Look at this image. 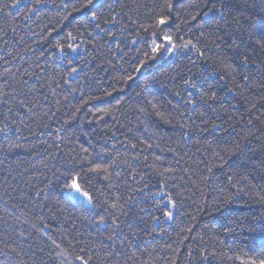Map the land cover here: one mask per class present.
<instances>
[{"label": "snow or ice", "instance_id": "snow-or-ice-1", "mask_svg": "<svg viewBox=\"0 0 264 264\" xmlns=\"http://www.w3.org/2000/svg\"><path fill=\"white\" fill-rule=\"evenodd\" d=\"M0 172L28 173L0 185V264H264V208L222 217L258 244L197 228L209 203L264 206V0H0Z\"/></svg>", "mask_w": 264, "mask_h": 264}, {"label": "trees", "instance_id": "trees-1", "mask_svg": "<svg viewBox=\"0 0 264 264\" xmlns=\"http://www.w3.org/2000/svg\"><path fill=\"white\" fill-rule=\"evenodd\" d=\"M80 15L81 14L79 13L74 14L75 19L70 17L68 21H65L64 22L65 29L71 28L73 24L75 23V20L79 19ZM17 24H19V20H17ZM33 27L35 28V25H33ZM36 30L39 31V29H36ZM26 31L27 30L24 28L17 27V33L19 35H25ZM11 35L12 34L9 33V37ZM25 39L28 40L29 43L31 42L29 37L26 35H25ZM31 58L34 59L35 58L34 55ZM167 71H169L168 65L163 64V65H153L152 67L149 68L148 72L145 73V76H148L149 79L151 78L153 74L156 75L157 81H154L150 84L149 86L150 91H152V93L155 95H160L162 99L164 98V96L167 95L166 89L162 86V84H167V79L165 76L161 75V73L167 72ZM142 83H143V77H139L136 82L131 83L127 89L129 94H131L133 90H138V85ZM119 95H120L119 93H116L114 94L113 97H109L101 101H96L94 103L100 107L108 106L109 101L114 102L116 97ZM106 120H108V123H111L110 119L106 118ZM239 128H240V125H237V131H239ZM85 130H87V128ZM241 135H243V133H241ZM235 138L239 139V137H235ZM32 139L36 143L37 150L42 151L43 148H42L41 141L37 140L35 137H33ZM229 139H232V137H229ZM241 144L245 151H248L249 149L259 148V144L254 137H249L248 140L246 141L242 140ZM30 147H31L30 144H25L23 148L17 150L19 154L18 157L16 153H14L10 157V159H12L14 162L17 159L22 161V163L20 164V170H23V168L28 167L29 164L36 163L38 159V157H35L34 152L31 156L28 154ZM193 151H195V149H193ZM239 161H240V156L239 154H237L236 156H233L231 158L229 163L235 166L236 164L239 163ZM217 175H220L219 171H217ZM27 177H28V173H25L24 178L18 177L16 180H12L11 177H8L7 173L0 172V185H3V181L5 180V178H7V180L11 184L20 183L21 186H23V181L24 179H27ZM221 180H223V176H221ZM9 191H11V189H9ZM205 194L209 202H211L212 197L215 195V192H213L212 188L209 187L208 189H206ZM194 199L199 200V193H197V196L194 197ZM188 203L190 207H188L187 210L189 212H192L193 215H197L195 211L196 206L191 205L190 201ZM262 208H264V206L248 202L247 197L239 199L233 202L232 204L228 205L227 208H221L219 211H217L216 208L213 207L211 203H209V205L205 206L204 211L201 212L197 216V228H202L205 225L207 226L206 228H204V231L207 232V236L205 237L206 240L209 239V237L211 236L219 235L221 240L224 242V244H231L233 241H236L237 243H240L243 241V242H248L250 244H258L261 238L259 232H252V233H247V232L239 233L238 232L235 236L229 237L223 234V228L221 227V225L225 223V220L222 219V217H227V219L238 220L241 217L245 216L246 214H250L253 212L258 213L262 210ZM72 211L75 212V210H72ZM192 222L193 221H191L190 218L181 217L180 220L177 221V231L179 227H184L187 224H190ZM175 235H176V231H173L170 229L169 236H166L165 239H169V237H175ZM209 243H214V241L210 240Z\"/></svg>", "mask_w": 264, "mask_h": 264}]
</instances>
